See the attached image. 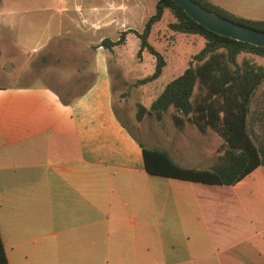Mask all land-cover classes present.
<instances>
[{"label": "crops", "instance_id": "obj_1", "mask_svg": "<svg viewBox=\"0 0 264 264\" xmlns=\"http://www.w3.org/2000/svg\"><path fill=\"white\" fill-rule=\"evenodd\" d=\"M210 1L264 20V0ZM156 3L0 0V231L10 264H264V165L234 184L151 174L143 146L207 169L225 141L212 128H179L171 111L151 130L142 119L139 136L116 111L122 73L110 62L138 52L129 30L142 31ZM123 31V43L102 45Z\"/></svg>", "mask_w": 264, "mask_h": 264}, {"label": "trees", "instance_id": "obj_2", "mask_svg": "<svg viewBox=\"0 0 264 264\" xmlns=\"http://www.w3.org/2000/svg\"><path fill=\"white\" fill-rule=\"evenodd\" d=\"M195 1L235 22L264 30V20L234 15L210 0ZM166 9L175 17L169 23L173 31L199 34L205 43L184 71L164 85L149 107L141 102L138 104L136 120L140 122L148 112L161 120L166 112L171 111V117L179 128H183L186 122L195 124L203 133L212 128L222 136L225 145L217 163L207 169L180 166L166 151L142 145L146 169L151 174L196 182L234 184L257 166L264 165V113L259 135L255 134L249 121L253 94L264 81V65L250 58L239 60L242 53L264 57V46L211 31L189 16L175 1L157 0L155 13L148 18L142 31L129 30L140 39L137 54L140 56L146 50L156 60L154 71L141 79V83L156 80L166 65L164 54L150 42L152 30ZM126 33L121 32L118 40L105 38L102 45L111 50L125 41ZM0 264H10L1 231Z\"/></svg>", "mask_w": 264, "mask_h": 264}, {"label": "rangeland", "instance_id": "obj_3", "mask_svg": "<svg viewBox=\"0 0 264 264\" xmlns=\"http://www.w3.org/2000/svg\"><path fill=\"white\" fill-rule=\"evenodd\" d=\"M23 6L36 7L38 9L49 7L52 0H15ZM174 15L169 9H166L164 16L155 25L150 42L161 51L166 58V65L163 73L156 79L147 83H141L140 80L150 75L155 68L156 60L144 51L140 56L137 52L127 50L124 56H119L118 63L112 58L111 68L122 73L120 82L115 78L114 105L122 121L132 129L137 135L141 136L142 127L136 120L138 104L142 102L149 105L150 102L159 95L164 85L172 78L181 74L189 65L193 56L204 46L205 39L199 34H187L173 31L169 23L174 21ZM144 27V26H143ZM129 48H131L129 46ZM117 58V56H115ZM250 58L258 64L264 65V57L242 53L239 56ZM2 79V81H4ZM264 113V81L256 89L252 97L250 124L255 134L261 133ZM170 115V114H168ZM155 123V116L152 113H146L143 118L142 126L152 129Z\"/></svg>", "mask_w": 264, "mask_h": 264}, {"label": "water", "instance_id": "obj_4", "mask_svg": "<svg viewBox=\"0 0 264 264\" xmlns=\"http://www.w3.org/2000/svg\"><path fill=\"white\" fill-rule=\"evenodd\" d=\"M198 23L218 34L264 46V30L235 22L209 10L195 0H173Z\"/></svg>", "mask_w": 264, "mask_h": 264}]
</instances>
